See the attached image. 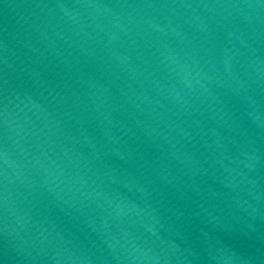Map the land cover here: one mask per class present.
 <instances>
[{
	"label": "water",
	"instance_id": "95a60500",
	"mask_svg": "<svg viewBox=\"0 0 264 264\" xmlns=\"http://www.w3.org/2000/svg\"><path fill=\"white\" fill-rule=\"evenodd\" d=\"M0 264H264V0H0Z\"/></svg>",
	"mask_w": 264,
	"mask_h": 264
}]
</instances>
